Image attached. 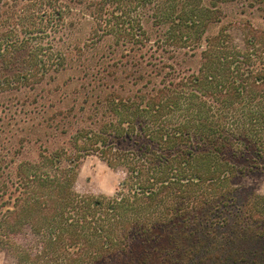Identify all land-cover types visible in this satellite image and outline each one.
Returning <instances> with one entry per match:
<instances>
[{
    "label": "trees",
    "instance_id": "16d2710c",
    "mask_svg": "<svg viewBox=\"0 0 264 264\" xmlns=\"http://www.w3.org/2000/svg\"><path fill=\"white\" fill-rule=\"evenodd\" d=\"M136 1L0 0V93L73 70L81 97L51 117L72 113L68 147L0 178L5 264H264V193L234 203L225 153L264 155V29L224 21L235 0ZM82 3L92 45L71 48L65 18ZM146 5L163 34L145 28ZM84 155L120 172L111 195L75 190Z\"/></svg>",
    "mask_w": 264,
    "mask_h": 264
},
{
    "label": "rangeland",
    "instance_id": "374dc122",
    "mask_svg": "<svg viewBox=\"0 0 264 264\" xmlns=\"http://www.w3.org/2000/svg\"><path fill=\"white\" fill-rule=\"evenodd\" d=\"M212 1L202 0L210 7H213L212 3H209ZM136 2L133 0L131 6ZM72 6L71 12L65 18L63 37L71 48L85 42L87 46L92 45L88 39L92 38L94 23L88 16L84 3ZM221 6L225 12L224 21L234 18L249 19L253 25L264 29V13L250 9L244 4V0H235ZM147 7L150 8V5ZM149 8L143 9L144 26L150 34L161 35L164 29L152 23L150 17L152 10ZM216 19L215 15H212V22ZM217 24L219 23H212L208 34L217 30ZM110 43L111 40L105 39L93 45L97 48L96 51L102 52L107 50ZM86 56H89V52H86ZM189 64L194 67L195 60ZM73 74V70H68L53 81L37 85L35 88L25 87L0 93V168H2L0 178L12 177L11 172L18 162L36 160L40 150L45 147L48 149L68 147L69 134L77 124L73 123V117L69 116L72 113L62 120L60 115L53 120L51 117L58 110L66 112L69 106L79 105L81 97L76 93L78 84ZM46 120L54 126L59 122V129L46 127ZM63 122H66V125H62ZM62 126L68 131L65 135L59 133ZM240 148L225 150L227 158L235 164L237 170L233 180L235 186L233 201L238 206L247 201L252 194L264 193V155L258 157L253 149H246L244 146ZM120 176L119 171L109 168L98 156L84 155L78 162L74 188L80 193L111 195ZM0 264H5L3 253H0Z\"/></svg>",
    "mask_w": 264,
    "mask_h": 264
}]
</instances>
